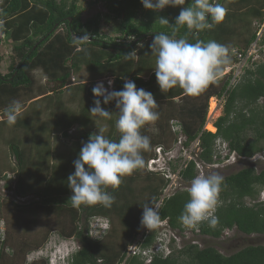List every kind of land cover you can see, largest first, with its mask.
<instances>
[{"label":"trees","instance_id":"16d2710c","mask_svg":"<svg viewBox=\"0 0 264 264\" xmlns=\"http://www.w3.org/2000/svg\"><path fill=\"white\" fill-rule=\"evenodd\" d=\"M192 2L185 0L184 5L154 12L145 9L140 0H104V20L97 14L82 21L78 0H0V46L11 44L6 67L8 72L0 73L2 116L4 109L13 101L19 102L24 111L29 102L42 98L46 101L47 108H44L51 115V134L65 140L86 143L90 135L99 134L100 126L95 125V116L89 110L94 106V100L100 99L101 107L108 111L110 109L112 113V119L105 120L109 130L104 136L118 142L120 133L116 128L118 109L115 101L105 105L103 97L93 96L92 84H72L73 71H80L81 64L88 61L90 63L86 67L89 71L93 66L101 67L103 64L114 67L101 70L99 75L114 77L112 91L122 90L126 81H133L137 88L151 92L159 105L156 109L159 118L140 129L141 135L148 136L151 142V150L142 152L145 166L123 177L118 188L106 189L115 198L110 207L102 204L73 207L70 195L45 197L38 194L37 200L26 205L1 200L5 230L0 236V264H47L45 259L31 263H27L26 259L29 254L44 249L54 233L64 239H73L79 245L66 258L68 264H121L127 248L143 228L140 221L144 204L150 200L158 203L170 183L167 172L148 169V162L157 156V148L161 149L163 155L168 154L182 135L184 140L181 145L184 149L195 141L199 143L197 159L202 165L222 162L215 154L218 140L227 144L228 156L235 154L238 158L250 159L264 151V61L256 62L254 56L249 57L242 64L239 78L232 82L233 72L223 75L198 96L186 95L178 86L165 93L159 89L154 72L155 56L149 48L155 34L175 35L193 44L205 42V38L209 37L205 30L189 31L186 27L175 25L180 10L190 7ZM216 2L222 4L223 0ZM259 6H264V0ZM160 17L166 18L169 25H161ZM15 18L19 21L12 22ZM109 21L116 22L113 29L116 36H108L102 27ZM216 29L219 31L218 27ZM85 34L90 41L80 45L74 42V37L80 38ZM249 34V30H246L239 37H248ZM218 39L220 41V37ZM255 39L256 32H253L248 43ZM259 45L262 46L263 42ZM133 50L138 59L125 60L124 55ZM237 51L245 56L246 49L237 48ZM263 51L261 48L259 53ZM98 52L108 57L101 62L90 60ZM237 63L240 65L239 61ZM142 70L150 73L146 80L141 77V73H137ZM35 72L41 74L43 83L36 80ZM66 93L68 97L63 99ZM212 98L223 101L222 115L213 123L214 133L203 130L209 100ZM76 102L80 103L73 109ZM34 115L41 121L33 134L27 130L29 118H17L14 126L23 137H18L19 145L16 142L8 145L13 163L9 162V166L0 165V174L9 167L13 168V165L17 166L18 172L25 165L24 170L28 172L30 157L27 139L48 134L45 126L49 121L41 116L39 110ZM175 128L178 130L175 131ZM72 129L77 130L76 135L69 133ZM209 130L212 131L211 126ZM46 150L41 148L37 155L40 153L39 156L43 155L48 160L44 165L48 172L50 160L56 163L58 157L63 158L64 155L53 148ZM75 152L73 149L71 155ZM5 159L8 161V158ZM181 164L182 158L179 157L167 160L166 167L172 174L178 172V180L190 183L197 176L196 162L188 161L182 167ZM8 172L12 170L8 169L4 173ZM4 187L6 190L10 188L8 184ZM261 189H264V169L257 172L250 166L224 178L214 213L218 217V224L212 228L207 222L201 223L198 226L199 234L218 239L224 230L235 228L246 237L264 236V201L252 205L244 202L246 199L254 200ZM46 190L53 194L62 191V188L57 185ZM188 200L187 190L176 189L159 208L160 222L166 221L171 230L182 232L185 226L179 217ZM21 217L23 221L19 223L17 219ZM95 218L105 221L108 228L103 235L92 238L90 223ZM158 234L151 229L140 246L141 250L150 247ZM171 250L166 257L153 256L149 264H264V244L248 245L228 256L222 255L214 247L200 249L193 244L185 245L180 250ZM126 264H143V261L137 256H130Z\"/></svg>","mask_w":264,"mask_h":264},{"label":"clouds","instance_id":"9594fccd","mask_svg":"<svg viewBox=\"0 0 264 264\" xmlns=\"http://www.w3.org/2000/svg\"><path fill=\"white\" fill-rule=\"evenodd\" d=\"M140 2L145 9L154 12L185 4V0H140ZM226 13L227 9L216 0H193L190 7L180 10L175 18V25L197 32L212 29L224 19ZM159 23L169 25V21L164 17L159 18ZM88 41L90 40L87 34L80 38L74 37V42L78 45ZM149 48L151 54L155 56L154 72L162 93L178 86L186 95L198 96L209 85L217 82L222 66L231 61L229 47L214 40L197 41L193 44L185 38L178 39L175 35L156 33ZM124 59H138L136 51L124 55ZM107 86H109L108 90L103 83H98L93 87L92 93L94 97H103L105 105L115 101V107L118 109L116 128L120 138L118 142L106 138L102 134L107 130L105 126L99 130V134L90 135L88 141L82 144L78 158L73 161L74 173L67 178L68 186L72 191L69 200L73 207L94 204L110 207L115 198L106 189L118 188L123 177L142 169L145 166L142 152L151 150L150 138L141 135L140 129L159 118V112L156 111L159 105L153 94L143 88H137L133 81H126L123 89L119 91H112L111 80L108 81ZM93 103L94 106L89 110L93 116L104 120L112 119V113L101 107L100 99H95ZM21 114L22 105L13 101L4 109L0 119H6L11 126ZM223 180L224 178L218 173L199 174L192 179L187 189L189 200L179 217L185 227L197 228L201 223L207 222L209 227L214 228L218 224V217L214 213L219 203L218 196ZM160 207L161 205L154 200L144 204L140 221L143 227L151 230L159 225ZM107 228L105 222L104 228L101 225L94 230L99 236L103 235ZM43 259L48 260V256H44ZM54 264H58L57 260ZM65 264H68L67 261Z\"/></svg>","mask_w":264,"mask_h":264},{"label":"rangeland","instance_id":"374dc122","mask_svg":"<svg viewBox=\"0 0 264 264\" xmlns=\"http://www.w3.org/2000/svg\"><path fill=\"white\" fill-rule=\"evenodd\" d=\"M263 2V0H223L222 4L226 9L227 13L224 17V19L218 23L215 24L212 29H206L207 35L209 37L205 38V42L209 40H214L216 42H220V44L227 45L230 49V56L231 61L230 63L222 66V71L219 74L218 78H220L223 75H228L229 73H232L231 69L235 68L237 72H239V65L237 66L236 61V54L238 53L237 48L240 49H247L252 47L253 43L255 42H249L248 40L251 37V34L255 31H259L262 24H260L262 21H264V6H259ZM78 9H80V18L82 21H85L87 19H90L97 14L101 16V20H104L103 14L106 13L105 7H104V0H97L95 2H91L89 0H78ZM258 12V14H256ZM12 22H18V18H15L11 20ZM211 22V21H210ZM116 25V22L109 21L107 24H102V27L104 28L105 32L108 36H116L113 34L114 26ZM219 28L218 29L216 28ZM263 28V26H262ZM61 29H63L61 27ZM246 30H249L250 34L248 37H239L241 35V32H245ZM257 31V32H258ZM220 34V36H219ZM206 35V36H207ZM218 37H220V41H218ZM228 38V39H227ZM9 45L5 44V46H0V73L1 74H7L6 67L8 66V55H9ZM141 45V44H140ZM139 45V46H140ZM11 47V46H10ZM234 54V55H233ZM110 56V55H109ZM107 56H102L99 52L97 55L92 57L90 60L101 62L102 60H105ZM149 61V60H148ZM254 61L261 62L264 61V51L262 53H258L256 57H254ZM90 61H88L86 64L88 65ZM86 64L83 62L81 65V70L76 69L73 71L72 76V84H89L93 85L94 87L98 83H103L104 87L108 90L109 86H107L108 81H112L114 78L111 75H101V70H104L106 68H114L113 66L110 67V65H102L101 67H94L91 71L88 70V67H86ZM236 66V67H235ZM243 67V66H242ZM77 71V73H75ZM79 71V72H78ZM95 72V73H94ZM110 72V71H108ZM114 72V71H112ZM146 70L137 71V73H141V77L146 80L150 73H146ZM116 73V72H115ZM34 76V75H33ZM238 77V76H237ZM236 77V78H237ZM35 78L38 82L43 83V77L39 72H35ZM235 81L234 77L232 82ZM231 82V83H232ZM67 93L62 96L63 99H66ZM213 99V103H210V101ZM209 100L208 105V112H207V118H206V124L204 126L205 131H209V128L211 125L212 131L214 132V125L213 123L215 120L222 115V107H223V101L212 98ZM77 103L73 105V109L76 108ZM213 104V107L211 105ZM46 101L42 100V98H38L35 101H31L27 104V107L24 111H22V114L18 117L21 120H27L29 118V124L27 123V130L35 133L33 130L35 127H39L40 121L37 119L34 115V112L36 110H39L41 112V116L43 118H46L49 122L47 127L48 134L40 135V138L35 139H27V145H28V155H29V168L28 172L25 171V165L23 167V170H20L18 172L17 166L13 165V168H8L12 170V172H8V174H5V171H8V169L3 170L0 174V202L1 200H9L12 201L15 204L18 205H26L33 200H37L38 194H41L42 196L49 197L54 195H72V191L68 186V176L72 173H74V164L73 161L78 158V151L79 145H82L83 143L71 141V140H65L61 136L56 134H51V115L49 111L45 108ZM108 111V110H107ZM110 111V109H109ZM1 109H0V117H1ZM23 116V118H22ZM95 125L100 126V129L105 128L107 126V130L104 131L102 134L105 135L109 128L106 123V121L102 118H94ZM26 123V122H25ZM49 128V129H48ZM37 131L40 132L38 129ZM71 135H76L77 130L72 129L69 132ZM8 134H12L8 138L6 137ZM42 134V133H41ZM37 135V132H36ZM23 137L22 133H18V130L15 129L14 125H8L6 122V119H0V165L7 164L9 166V162L13 163V158L11 155H9L8 145L10 143H15L19 145L18 141L19 138ZM18 138V139H17ZM184 138L181 136L178 137V142L173 145L172 150L166 154L163 155L162 153L157 154L155 158V166L154 168L149 167L150 171L157 172V170L163 169V171L167 170L166 168V162L169 159H177L182 158L183 155L186 157V149L182 147V142ZM85 143V142H84ZM194 143V142H193ZM39 145V148H36V146ZM192 146V145H191ZM43 149H54L56 152L61 153L64 155V157H58V160L56 163H54V160H50L51 162L48 163V172L46 167H44L45 164H47L48 160L43 156H39L40 153L37 155V151L41 148ZM77 147V148H75ZM81 147V146H80ZM49 148V149H48ZM191 148V147H190ZM189 148V149H190ZM226 148V147H225ZM76 150L75 154L71 155L72 150ZM46 150V151H47ZM228 150V148H227ZM225 151L223 149L218 150V155L220 159L222 160L221 163H217L214 165H202L199 163L197 156L199 153V148H195L193 151H191V155L196 162V169H197V175L204 174V175H210L213 173H218L223 178H226L229 175L235 174L238 171L242 170L243 168L253 166L257 172L264 169V151L262 153L256 154L254 157L250 159H242L238 158L235 154H232L228 156V151ZM42 153V152H41ZM228 156L229 158L227 160H224V158ZM8 158V161L7 159ZM24 162V160L22 161ZM53 163V164H50ZM43 165V166H42ZM153 165V163H151ZM1 166V167H2ZM51 166V167H50ZM53 173V174H52ZM60 175H57V174ZM18 179H17V175ZM3 175H5L4 178ZM177 172L175 174H172L171 171H168V178L170 179V183L166 187L165 190H167L168 195H171L175 192L176 189H183L187 190L190 187V183H183L180 180L176 178ZM18 181L19 184H18ZM60 181V182H58ZM62 182V184H61ZM5 184L9 185V189L6 190L4 187ZM18 184V185H17ZM59 185L62 188V191H57L55 193H48L46 190L47 187L56 188V186ZM264 201V189L259 190L258 194L256 195L254 200L246 199L244 202L247 205H252L254 203L263 202ZM17 221L21 223L23 221V218H18ZM104 221L99 218H95L90 223V230H91V237L96 238L98 237V233L94 230L95 228H99L102 225V228H104ZM4 225H3V216L2 212L0 210V234H4ZM145 227H143L139 233L141 235L144 231ZM147 229V228H146ZM145 229V230H146ZM157 231L160 235L167 234L168 240L164 241V244L170 245V251L172 252V248L180 250L185 245L193 244L197 245L198 248L203 249L204 247H214L219 253L222 255L228 256L231 255L240 249L248 246V245H262L264 244V236H249L246 237L242 234H240L235 228L231 230H224L222 232V235L218 239H213L209 237H204L199 234L198 227L197 228H187L183 229L182 232L179 230H171L167 224L166 221H162L159 223V225L154 229ZM148 232L150 230L148 229ZM2 234V235H3ZM159 234L156 236L159 237ZM138 235V236H139ZM145 235V234H144ZM137 236V237H138ZM136 237V238H137ZM64 238H61L58 234L54 233L50 236L48 243L42 249L40 252L36 253L33 252L30 254V256L26 259L27 263H31L32 261L43 259L44 256H48L47 264H54L57 260L58 264H65V258L68 255H71L73 252H75L79 245L76 241L70 240L65 241L61 240ZM136 240V239H135ZM1 241V239H0ZM141 241L138 242V244L141 245ZM156 243V241H154ZM139 245V246H140ZM138 246V247H139ZM150 248V247H148ZM146 248V249H148ZM145 250V249H143ZM49 252V254H47ZM140 260L143 261V264H149L152 259L145 257L143 255H136ZM130 256L126 252V257L124 261L121 264H126V261L128 260ZM134 257V256H133Z\"/></svg>","mask_w":264,"mask_h":264},{"label":"built area","instance_id":"2783aa9c","mask_svg":"<svg viewBox=\"0 0 264 264\" xmlns=\"http://www.w3.org/2000/svg\"><path fill=\"white\" fill-rule=\"evenodd\" d=\"M260 24H262V26H263V28H262V26H261V28L259 29V31L257 32V31H255L256 32V39L253 41V42H255V43H253V45H252V47L251 48H249V50H247L246 49V53H245V56L243 57L242 56V53H237L236 54V61L238 62L239 61V63H240V65L239 64H237V66L239 65V72H237L236 71V69L235 68H232L231 69V71L233 72V77H234V79H237V78H239V77H237V76H239L240 74H241V69H242V64H243V62H245L249 57H252V56H254V57H256L257 56V54L260 52V49L261 48H263L264 49V21H262ZM260 42H263V45L262 46H260L259 44H260ZM236 67V66H235ZM237 77V78H236ZM175 131H177L178 130V128H175L174 129ZM204 130V129H203ZM192 145V146H191ZM188 148H186V151H185V153H186V157H185V155H183L182 156V164H181V167H182V165L183 164H185L186 162H188V161H194V159H193V157H192V155H191V151H193L195 148H199V143L197 142V141H195L194 143H192ZM191 147V148H190ZM226 147V148H225ZM190 148V149H189ZM223 149L224 150V152L227 150V144L226 143H222V142H220L219 140L217 141V143H216V148H215V154L216 155H218V150L219 149ZM228 151V150H227ZM159 153H162L161 152V149L160 148H157L156 149V154H158L159 155ZM219 156V155H218ZM155 159H152V160H150L149 162H148V169H149V167H152V168H154V167H156L155 166ZM151 163H153V165H151ZM181 167L179 168V169H181ZM167 168V167H166ZM150 170V169H149ZM152 171V170H151ZM164 172L163 171V169H160V170H157V172ZM168 168H167V170L165 171V172H167L168 173ZM177 174H178V172H177ZM176 178H177V175H176ZM168 191L167 190H165L164 192H163V195L160 197V200H159V202H158V204H160V205H162V203L170 196V195H168V193H167ZM172 195V194H171ZM146 229V228H145ZM144 229V231H142L143 233L141 234V235H139L137 238H136V240L127 248V254L129 255V256H136V255H143V256H145V257H148V258H150V259H152L153 258V256H159V257H166V256H168L170 253H171V251H170V245L168 246L167 244H164V241H167L168 240V235L167 234H161V235H159V237H157L156 238V243H153L151 246H150V248H148V249H145V250H141V248H140V244H138V242L139 241H141L140 243L142 244V242H143V240H144V238L148 235V229H146L145 230ZM186 229H187V227H186ZM145 234V235H144ZM163 239H167V240H163ZM168 242H169V240H168ZM140 245V246H139ZM139 246V247H138Z\"/></svg>","mask_w":264,"mask_h":264},{"label":"bare ground","instance_id":"6f19581e","mask_svg":"<svg viewBox=\"0 0 264 264\" xmlns=\"http://www.w3.org/2000/svg\"><path fill=\"white\" fill-rule=\"evenodd\" d=\"M210 103H213V99L210 101ZM211 107H213V104L211 105ZM206 124V123H205ZM209 126H211V125H209ZM204 129V128H203ZM215 129V128H214ZM213 130V129H212ZM209 131H211V130H209ZM208 131V132H209ZM215 132V131H214ZM214 132H212V133H214ZM30 256V254L27 256V258Z\"/></svg>","mask_w":264,"mask_h":264},{"label":"water","instance_id":"95a60500","mask_svg":"<svg viewBox=\"0 0 264 264\" xmlns=\"http://www.w3.org/2000/svg\"><path fill=\"white\" fill-rule=\"evenodd\" d=\"M71 20H69V22H70ZM77 38H79V37H77Z\"/></svg>","mask_w":264,"mask_h":264},{"label":"crops","instance_id":"0c3cea01","mask_svg":"<svg viewBox=\"0 0 264 264\" xmlns=\"http://www.w3.org/2000/svg\"><path fill=\"white\" fill-rule=\"evenodd\" d=\"M236 1V0H235Z\"/></svg>","mask_w":264,"mask_h":264}]
</instances>
